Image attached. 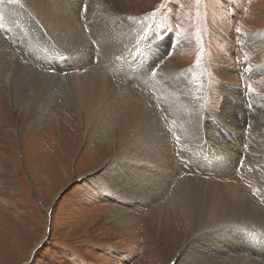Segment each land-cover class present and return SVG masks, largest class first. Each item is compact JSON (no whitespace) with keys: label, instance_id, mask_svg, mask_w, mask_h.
<instances>
[{"label":"rangeland","instance_id":"1","mask_svg":"<svg viewBox=\"0 0 264 264\" xmlns=\"http://www.w3.org/2000/svg\"><path fill=\"white\" fill-rule=\"evenodd\" d=\"M25 6V0H0V32L4 46L49 79L60 82L74 75L78 66L72 65V61H63L61 53L38 27L27 16H18ZM123 7L125 13L133 17L132 21L141 23L147 31L151 28L156 34L161 44V50L157 51L158 63L169 59L174 69L185 72L195 93L196 126H202L209 133L213 127H218L220 119L214 114L223 112L224 91L232 89L237 91L235 101L244 111L236 116L237 122L251 135L264 134V70L255 73L256 67L264 64V55L255 48L259 45L256 35L264 34V0H123ZM8 9L19 23L29 28L24 42L14 40L17 24L7 17ZM114 9L124 13L115 6ZM112 20L107 19L106 23L118 26L117 21ZM125 27L120 31L125 32L128 29ZM19 36L22 37V33ZM95 45L92 61L95 58L97 68L102 69L97 41ZM258 57L262 61L259 62ZM84 62L85 70L96 68L89 61ZM161 69L159 66L152 73L167 77ZM63 85L58 86L60 92ZM179 87L171 81L167 89L172 108L177 111L182 110L183 93ZM15 90V85L10 87L6 82L0 87V264H194L192 248L201 244L199 240L212 238L218 228L203 227L199 231L197 223L191 229L186 228L173 207L159 214L144 203L127 207L110 189L108 179L118 166L112 150L91 143L84 145L87 141H83L84 135L80 133L70 139L77 134L74 130L78 110H67L61 97L60 104L54 107L55 119L61 118V124L66 122L73 128L56 126L55 119L42 128L41 107L29 112L17 107L11 98ZM256 98L262 108L260 123L251 114ZM157 108L160 109L158 103ZM163 114L167 128L172 130L170 139L176 148L173 155L179 172L221 181L203 164L204 157L199 160L191 154L189 150L198 148L186 145L170 125L165 111ZM50 126L56 129H47ZM222 130L227 137L226 127ZM201 132L196 135L199 140ZM65 138L75 144L73 157L63 166L66 171L57 167ZM76 141L83 144L78 148ZM202 141L216 143L214 136ZM225 141L228 143L227 139ZM252 146L238 148L241 153L253 152ZM107 156L111 158L109 161L105 159ZM237 158L246 169L245 158L239 152ZM249 162V165L255 164L251 159ZM120 213L136 216L133 228H123L116 221ZM249 235L238 233L239 245L243 244L242 249L248 245V257L257 264H264V243L249 246ZM213 244L223 246L226 256H231L232 252L237 255L222 242ZM180 246L183 256L175 262L173 255ZM260 250L261 254H257Z\"/></svg>","mask_w":264,"mask_h":264},{"label":"bare ground","instance_id":"2","mask_svg":"<svg viewBox=\"0 0 264 264\" xmlns=\"http://www.w3.org/2000/svg\"><path fill=\"white\" fill-rule=\"evenodd\" d=\"M25 5L24 10L16 11L18 16H27L61 53L63 61H72L74 63H69L78 67H75L77 72L74 75L60 82L49 79L28 67L32 65L29 61L6 48L0 32V87L5 82L10 87L15 85L11 98L16 106L26 112L41 107L39 121L43 128L55 119L54 107L60 104L62 97L67 110H78L79 113L74 130L77 134L73 138L68 137L73 140L78 133L83 134V141H87L84 145L91 143L106 147L116 156L118 166L108 180L110 189L127 207L144 203L158 214L173 207L186 228H193L195 223L199 231L203 227L218 228L214 235H210L212 238L199 240L201 244L192 248L194 264H257L248 257V245L242 249L243 244L239 245L236 235L240 232L250 234L247 239L249 246L257 247V244L264 243V134L251 135L237 122L236 116L244 113L235 101L237 91H224L226 102L223 112L214 114L220 119L218 127H213L209 133L202 126H196L195 93L189 79L184 76L185 72L174 69L172 60L158 63L160 56L157 51L161 50V44L156 34L151 28L147 31L141 23L132 21L133 17L131 19V15L125 13L123 0H25ZM114 6L124 13L117 12ZM7 17L17 24L14 40L24 42L29 28L19 23L9 9ZM107 19L116 20L118 26L106 23ZM124 27L128 29L121 32ZM21 33L22 37L19 36ZM256 36L261 42L258 41L255 48L264 55V34ZM96 41L97 53L103 59L102 69L97 68L95 58L92 61ZM84 61H89L96 68L85 70L82 66ZM258 61H262L261 57ZM159 66L167 77L152 73ZM263 70L264 64L258 65L255 73ZM109 75L114 77L113 80ZM171 81L177 83L180 93H183L180 97L181 111L174 110L170 103L167 89ZM61 84H64L62 92L58 90ZM255 100L251 114L260 123L263 119L261 103L258 98ZM163 111L178 137L186 145L198 148L189 150L191 154L199 160L204 157L202 163L211 168L221 181L199 179L184 171L179 172L173 155L176 148L170 139L172 130L166 126ZM55 121V125L60 126L61 118ZM63 126L73 128L66 122L61 124L62 129ZM223 127L229 134L227 137ZM53 128L56 129L53 126L47 129ZM201 130L199 140L196 135ZM211 136L215 137V144L202 141ZM61 144L57 167L66 171L63 166L73 157L75 144L66 138ZM82 144L76 141V147ZM248 144L253 145V152L241 153L240 146ZM238 152L245 158L243 164L247 170L237 161ZM109 157L105 159L109 161ZM43 159L45 162L46 158ZM250 159L255 164L249 165ZM128 214L116 216V221L126 229L136 224V216ZM243 236L242 233L240 237ZM213 242H222L237 255L232 252L231 256H226L223 246ZM181 248L173 255L175 262L183 256ZM257 254H261V250Z\"/></svg>","mask_w":264,"mask_h":264}]
</instances>
